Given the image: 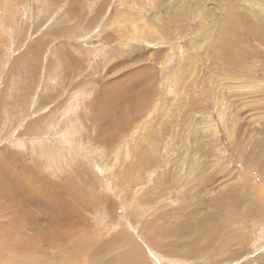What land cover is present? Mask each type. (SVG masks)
<instances>
[{"label": "rangeland", "instance_id": "rangeland-1", "mask_svg": "<svg viewBox=\"0 0 264 264\" xmlns=\"http://www.w3.org/2000/svg\"><path fill=\"white\" fill-rule=\"evenodd\" d=\"M0 162V264H264V0H0Z\"/></svg>", "mask_w": 264, "mask_h": 264}, {"label": "bare ground", "instance_id": "bare-ground-1", "mask_svg": "<svg viewBox=\"0 0 264 264\" xmlns=\"http://www.w3.org/2000/svg\"><path fill=\"white\" fill-rule=\"evenodd\" d=\"M147 5V4H146ZM73 7V6H72ZM134 30V29H133ZM141 35V34H140ZM29 83V82H28ZM118 87V86H117ZM111 93V92H110ZM109 93V94H110ZM110 95H112V93L110 94ZM125 95V94H124ZM115 97V96H114ZM8 100V99H7ZM100 100H102V99H100ZM110 102H112V101H110ZM110 102L108 103V105L110 104ZM99 104H97L96 105V107L98 108L97 109V112L99 111V108L101 107L100 105L98 106ZM113 106V105H112ZM94 112H95V110H94ZM99 116V115H98ZM108 116H106V117H104V115L102 116H100L99 118H101V120H103L104 118H105V121H106V123L111 127L112 126V121H108V118H107ZM103 118V119H102ZM98 119V118H97ZM96 120V119H95ZM100 120V119H99ZM37 123V122H36ZM95 123V122H94ZM102 124V123H101ZM99 126V125H98ZM27 129V128H26ZM32 129V128H31ZM102 132V131H101ZM101 132H99V133H101ZM30 134L32 133V131L31 132H29ZM102 137V136H101ZM89 138V137H88ZM100 147V146H99ZM101 148V147H100ZM99 158V157H98ZM1 163V162H0ZM8 163V162H7ZM4 165V164H3ZM109 168V167H108ZM107 168V169H108ZM20 170H21V168H20ZM25 170V169H24ZM22 171V170H21ZM29 173V172H28ZM32 176V175H31ZM69 181V180H68ZM90 183V182H89ZM50 184V183H49ZM44 185V184H43ZM49 187V186H48ZM47 187V188H48ZM72 189V188H71ZM63 192H65V190H64V188H62L61 189ZM77 190V189H76ZM4 191V190H3ZM14 192V191H13ZM21 191H19V193H20ZM23 193H24V191H23ZM66 193V192H65ZM73 193H75V192H73ZM25 194V193H24ZM56 194H57V202H56V207H57V209L56 210H58V211H60V212H63V213H65V214H69V216L68 215H64V216H61V217H56V218H54V221L52 222V229H53V231H48V233L49 232H52V234H54L55 233V235L57 236V239H58V245L56 246L57 248H59V247H63L64 245H67V244H69L70 245V243H69V241H70V239L71 238H73L74 237V234L72 233V226H73V224L70 222V220H71V218H72V212H74L73 214H78L77 216H80L79 215V213L80 212H78L77 210H76V206L73 208L72 207V203H70V201L68 202L63 196H62V194H61V192L60 191H57L56 192ZM95 195H97V194H95ZM99 196H100V194H99ZM98 196V197H99ZM97 197V198H98ZM229 202V201H228ZM224 203V202H223ZM227 203V202H226ZM40 204V203H39ZM38 204V205H39ZM42 204V203H41ZM217 204V203H216ZM228 204V203H227ZM40 206V205H39ZM82 206H84L83 205V203H82ZM230 206H231V203H230ZM50 207V206H49ZM228 207H229V205H228ZM230 208V207H229ZM217 209H220V210H223V207H222V204H220L219 205V208H217ZM137 210V209H136ZM132 211V210H131ZM228 215V214H227ZM76 216V215H75ZM140 216V215H139ZM144 222V221H143ZM91 223V222H90ZM180 226V227H179ZM178 227V230L180 231V232H182L183 230L184 231H188V225L187 224H180ZM36 229V228H35ZM49 230H50V228H49ZM143 230V229H142ZM222 230V229H221ZM47 231V230H46ZM89 231V230H88ZM165 231V230H164ZM164 231H162L163 233L162 234H164V235H169L168 234V232L167 233H165ZM37 232V231H36ZM41 232V231H40ZM54 232V233H53ZM157 232V231H156ZM172 231H170V233H171ZM213 232V231H212ZM211 232V233H212ZM127 233V232H126ZM209 233V232H208ZM10 234V233H9ZM41 234H42V232H41ZM44 234V236H45V233H43ZM79 234V233H78ZM27 235V234H26ZM186 235V234H185ZM39 236V235H38ZM54 235H52L51 237H53ZM56 236H54V237H56ZM75 236H81V235H75ZM89 236V235H88ZM118 236H120V235H118ZM159 236V235H158ZM42 237V236H41ZM87 237V236H86ZM121 240L122 239H124V237H119ZM148 238V237H147ZM3 239V238H2ZM43 239V238H42ZM51 239V238H50ZM126 239L128 240V243H129V245H130V243H131V246H133V242L130 240V238H127L126 237ZM149 239V238H148ZM184 239V238H183ZM215 238H213V237H208L207 238V242L209 243V244H212V243H214V241H216V240H214ZM28 240V239H27ZM174 240V239H173ZM172 240V241H173ZM42 241H44V240H42ZM46 241V240H45ZM116 241H117V239H116ZM149 241H150V243L153 245V247H155V244H153L152 242H151V240L149 239ZM175 241H176V238H175ZM195 241H197V239H195ZM194 241V242H195ZM29 242V241H28ZM123 242V241H122ZM193 242V243H194ZM19 243V242H18ZM33 243V242H32ZM38 243V242H37ZM52 243V242H51ZM82 243H84V242H82ZM136 243V242H135ZM191 243V242H190ZM189 243V244H190ZM201 242H200V240H199V237H198V241H197V244H200ZM36 244V243H35ZM42 244H44V243H42ZM121 244V243H120ZM201 244H203V246H198L197 245V247H196V245H195V248H196V250H199V248L198 247H200L201 248V250H206V249H210L211 250V252H213V249H212V247L211 246H209V244H206V243H201ZM2 245V244H1ZM4 245V244H3ZM47 245H48V243H47ZM46 245V246H47ZM50 245V244H49ZM123 245V244H122ZM27 246H28V244H27ZM85 246V245H84ZM95 246V245H94ZM121 246V245H120ZM29 247V246H28ZM36 247H37V245H36ZM87 247V246H86ZM224 247V246H223ZM8 248V247H7ZM56 248V249H57ZM67 248H69V247H67ZM78 248V247H77ZM35 249V248H34ZM55 249V248H54ZM82 249V248H81ZM91 249V248H90ZM93 249V248H92ZM135 249V248H134ZM133 249V250H134ZM225 249V248H224ZM27 250V249H26ZM77 250V249H76ZM75 250V251H76ZM133 250H132V252H133ZM195 250V249H194ZM24 251V250H23ZM91 251V250H90ZM136 251V250H135ZM83 252V251H82ZM199 252V251H198ZM26 253V252H25ZM31 253V252H30ZM64 253H66V252H64ZM75 253V252H74ZM24 255V254H23ZM26 255H28V253H26ZM26 255H24V256H26ZM51 255H53V254H51ZM60 255V254H59ZM62 255V254H61ZM66 255V254H65ZM92 255V254H91ZM55 256V255H54ZM74 256V255H73ZM141 256V255H140ZM139 256V257H140ZM30 257V256H29ZM213 257V256H212ZM21 258V257H20ZM31 258V257H30ZM30 258H29V260H30ZM22 259V258H21ZM24 259V258H23ZM46 259V258H45ZM47 260V259H46ZM52 260H53V258H52ZM93 260V259H92ZM140 261H137V263H134L133 262V264H147V262L145 263V261H144V259H142V258H140L139 259ZM13 261H15V259H13ZM26 261H28V260H26ZM59 263L58 264H60V261H58ZM12 264V263H11ZM57 264V263H56ZM128 264V263H127ZM129 264H131V261H129Z\"/></svg>", "mask_w": 264, "mask_h": 264}]
</instances>
